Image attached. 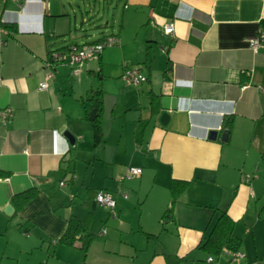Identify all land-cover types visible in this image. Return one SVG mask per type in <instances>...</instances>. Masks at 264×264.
<instances>
[{"label":"crops","instance_id":"crops-1","mask_svg":"<svg viewBox=\"0 0 264 264\" xmlns=\"http://www.w3.org/2000/svg\"><path fill=\"white\" fill-rule=\"evenodd\" d=\"M121 13L117 45L85 60L77 71L56 66L47 88L40 89L49 48L97 41L108 33L83 32L79 41H65L53 0H0V24L13 27L0 33V223L15 217L19 228L41 238L39 248L46 242L48 253L53 245L48 255L57 264H80L70 251L78 247L55 242L67 218L74 214L82 220L89 211L93 217L89 190H105L120 205L127 193L139 210L138 231L157 235L146 237L158 244L140 255L131 244V263L93 254L86 264H166V254L194 264L191 255L201 252L197 245L220 210L234 220L237 237L240 221L245 234L255 237L247 217L252 200L264 190V97L259 90L264 48L254 51L247 39L264 27V0H123ZM167 22L174 24L173 37L163 32ZM124 62L138 65L146 81L126 84ZM91 89L102 92L98 140L89 119ZM6 107L12 114L3 122ZM162 113L168 115L165 124ZM225 117L232 127L222 140ZM212 130L215 139L208 137ZM107 133L115 134L113 147L107 146ZM89 149L97 156L81 154ZM87 162L94 166L92 177L82 183L84 197L77 201V168ZM130 167L141 168V174L125 187ZM103 168L108 177L95 178ZM245 173L251 175L247 180ZM172 180L187 184L172 216L162 218ZM29 187L36 188L35 197L14 213L11 196Z\"/></svg>","mask_w":264,"mask_h":264},{"label":"rangeland","instance_id":"rangeland-1","mask_svg":"<svg viewBox=\"0 0 264 264\" xmlns=\"http://www.w3.org/2000/svg\"><path fill=\"white\" fill-rule=\"evenodd\" d=\"M53 1L56 3L57 10L60 12V28L64 29L63 35L60 38L65 39V41H79L81 39L80 34L83 32H87L92 36L101 33L103 30H106L108 34H116L119 32L123 0ZM108 49L107 47L105 50ZM112 130V132H116L114 129ZM114 138L115 134L107 133V146L113 147L115 145L116 139ZM89 151L90 149L85 150L81 154L86 156L95 154L94 151L91 153ZM86 159L91 160L92 158L87 157ZM74 160L76 162L78 159ZM89 162L84 163V165L88 167ZM98 163L97 160L96 167L99 166ZM102 165L106 167L105 164ZM85 166L82 164L79 169L77 168V174L79 175L78 184H76V187H73V189L75 188L73 194H75L77 201L78 198L82 200V197H84L82 183L85 184L92 177L91 166L93 165L91 164L88 170L87 168L84 169ZM100 172V174L98 172L94 174L95 178L96 176L97 178L99 176L108 177V174L104 172V168ZM247 176L249 178L251 177L249 173H245L244 177L246 178ZM127 177H125L124 173L122 184L125 187H128V182L134 179L131 175ZM119 183L121 182L119 181ZM66 191V189H63L60 193L67 201ZM123 195L127 197L123 202L125 204L120 205V202L117 200L115 214H108L110 212L108 207L94 202L95 206L92 208L93 217L90 218L87 226L88 230L94 234V238L89 245L86 255L79 248L70 250L75 256L80 257L82 264H86L88 257L93 254L95 256H104L116 262L131 263L132 257H130V254L135 255L131 244L135 248H138L139 255L145 253L148 247L158 244V239H149L138 231L139 223L137 216L139 210L135 206L136 202L132 199L133 196L131 197V194L128 196L127 193H122ZM256 218H258L257 223H255ZM247 219H249L247 223L252 226L255 237H248L245 234L243 221L236 223V233L243 238L239 256L233 258L229 253L223 252L217 260L216 257H212L214 262L211 264H224L228 260H230L228 264H264V190L263 195L252 200ZM41 244H43L41 238L36 233L29 234L25 232L23 227L19 228L18 221L15 217L10 218V220L3 219L0 223V264H44V262L57 264L58 262L52 256H49L52 253L53 245H49L50 248L47 253V243L44 242V245L39 248ZM19 247H22V251L19 250ZM191 257L196 259L194 264H210L207 262L209 256L199 251L195 252ZM199 258L203 261H198L197 259Z\"/></svg>","mask_w":264,"mask_h":264},{"label":"trees","instance_id":"trees-1","mask_svg":"<svg viewBox=\"0 0 264 264\" xmlns=\"http://www.w3.org/2000/svg\"><path fill=\"white\" fill-rule=\"evenodd\" d=\"M264 25V21L262 22ZM1 26L4 29H11L12 25L2 23ZM45 33V32H44ZM46 37L50 39L51 33H45ZM107 35V34H106ZM102 36L99 40H101ZM116 35V34H115ZM98 41V40H97ZM54 48H49L47 55H50ZM100 89H91L87 97V101L94 109V117L91 120L93 127L94 138L99 139L101 134V112H102V99ZM232 127V121L230 117H225L222 122L221 129L224 132H229ZM71 181V180H70ZM68 181V182H70ZM187 182L180 180H172L169 186L171 200L168 206L165 208L162 214V218L171 217L172 209L179 194L185 188ZM36 188L29 187L25 190L17 192L11 196V201L14 208V213L18 212L29 200L36 195ZM96 191H90L94 199ZM91 216V211L88 212L84 219H79L76 215L71 214L67 218V224L62 235L55 241L70 247H78L85 255L91 244L94 234L88 230V224ZM234 220L228 215L226 209L220 210L218 216L213 223H209L207 227V233L203 236L202 240L197 245V248L206 254L207 256L218 258L222 252L229 254L239 252L242 245V239L237 237L234 232ZM147 237H156L157 235L151 233H145ZM166 264H181L184 261L183 258L172 254L165 255Z\"/></svg>","mask_w":264,"mask_h":264},{"label":"built area","instance_id":"built-area-1","mask_svg":"<svg viewBox=\"0 0 264 264\" xmlns=\"http://www.w3.org/2000/svg\"><path fill=\"white\" fill-rule=\"evenodd\" d=\"M5 32V29L0 24V33ZM163 32L169 37L174 36V24L167 22L163 25ZM249 46L257 51L259 48H264V27H262L258 33L247 39ZM119 39L115 34H107L101 40L91 41L85 43H69L61 48H54L50 55L46 57V66L48 71L44 75V80L39 84L40 89H46L47 81L54 76V69L58 65L70 67L73 71H77L82 63L92 57L100 55L102 50L106 47L117 45ZM123 72L121 79L128 85H138L146 81L147 77L141 72L138 65H128L126 62L123 64ZM259 90L264 97V82L259 85ZM12 114L9 107L2 110L1 119L4 122ZM129 174L131 176L138 177L141 174V168L130 167ZM249 177H246V180ZM65 182L60 181V185H64ZM126 198V195H123ZM94 202L110 209L112 214H115V207L117 205L116 199L109 192L105 190H98L94 195ZM233 258L239 256V252L230 254ZM208 263H213L214 260L211 256L207 258ZM256 264V263H254Z\"/></svg>","mask_w":264,"mask_h":264},{"label":"water","instance_id":"water-1","mask_svg":"<svg viewBox=\"0 0 264 264\" xmlns=\"http://www.w3.org/2000/svg\"><path fill=\"white\" fill-rule=\"evenodd\" d=\"M93 117H94V109L91 110V113H90L89 119L91 120V119H93ZM167 119H168V115H167L166 113H162V114L160 115V122H161L162 124H165L166 121H167ZM66 136L69 138L70 142L73 141L72 137H71L68 133H66ZM216 136H217V131H216V130H212V131L209 132L208 137H209L210 139H215ZM226 136H227L226 132H223V133L221 134V139H222V140H226ZM11 210H12V207L9 205V206L5 209V212L9 213V212H11Z\"/></svg>","mask_w":264,"mask_h":264}]
</instances>
